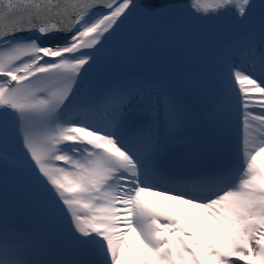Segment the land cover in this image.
Instances as JSON below:
<instances>
[{"label": "snow or ice", "instance_id": "6c2138e0", "mask_svg": "<svg viewBox=\"0 0 264 264\" xmlns=\"http://www.w3.org/2000/svg\"><path fill=\"white\" fill-rule=\"evenodd\" d=\"M145 20L211 54L124 70ZM0 264H264V0H0Z\"/></svg>", "mask_w": 264, "mask_h": 264}, {"label": "bare ground", "instance_id": "6f19581e", "mask_svg": "<svg viewBox=\"0 0 264 264\" xmlns=\"http://www.w3.org/2000/svg\"><path fill=\"white\" fill-rule=\"evenodd\" d=\"M158 23L163 26L162 33L160 34H154V33L141 34L138 32L129 31L121 40L117 42L116 46L118 47L122 43H125L126 45H132V46H143V44H149L153 48H157L160 51H165V50L167 51L168 49H172L180 45L181 43L190 44V45H192L193 43V46H197L199 44V41L194 39L192 32L173 29L164 22L158 21ZM226 38H227L226 36L218 37L216 42L219 43L220 41ZM161 56H159V58L157 59L158 61H151V63L164 68L167 66V54L163 55L162 57ZM134 58H135V55H133L132 53H128L125 56V58L122 59V61L120 58V64L124 70L129 71L131 69ZM195 63H196V59L191 58L189 61H187L184 67H173L172 70L174 74L180 73V72L192 71ZM137 64L142 65L141 67L142 73L154 74L155 72L161 70V68H158V69H153V67L147 68L146 67L147 64L143 61L137 62ZM173 66H176V65L173 64ZM93 82H94L93 77L90 76L89 81L84 85V88L85 89L90 88ZM242 135H243V131L239 139L242 137Z\"/></svg>", "mask_w": 264, "mask_h": 264}, {"label": "water", "instance_id": "95a60500", "mask_svg": "<svg viewBox=\"0 0 264 264\" xmlns=\"http://www.w3.org/2000/svg\"><path fill=\"white\" fill-rule=\"evenodd\" d=\"M178 1H181V0H178ZM182 1H187V0H182ZM189 3V1L188 2H186V3H181V4H183V5H186V4H188Z\"/></svg>", "mask_w": 264, "mask_h": 264}]
</instances>
